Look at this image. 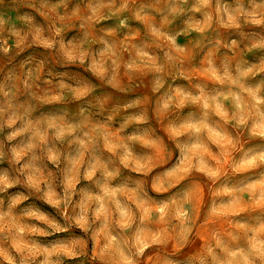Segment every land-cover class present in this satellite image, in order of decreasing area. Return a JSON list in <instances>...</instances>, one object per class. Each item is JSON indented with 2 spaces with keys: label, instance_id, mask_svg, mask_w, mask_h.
Instances as JSON below:
<instances>
[{
  "label": "clouds",
  "instance_id": "clouds-1",
  "mask_svg": "<svg viewBox=\"0 0 264 264\" xmlns=\"http://www.w3.org/2000/svg\"><path fill=\"white\" fill-rule=\"evenodd\" d=\"M0 264H264V0H0Z\"/></svg>",
  "mask_w": 264,
  "mask_h": 264
},
{
  "label": "rangeland",
  "instance_id": "rangeland-1",
  "mask_svg": "<svg viewBox=\"0 0 264 264\" xmlns=\"http://www.w3.org/2000/svg\"><path fill=\"white\" fill-rule=\"evenodd\" d=\"M18 190H20V189H13V190H11V191L14 192V191H18ZM29 203H35V204H37V206L41 207V208L44 209L45 211H49V212H51L52 214H55L54 210L48 208V206H47V205H44L42 202L32 200V201H29ZM62 235L67 236V235H71V234L68 233V234H62ZM56 238H58V237H52V238H49V239H56Z\"/></svg>",
  "mask_w": 264,
  "mask_h": 264
}]
</instances>
